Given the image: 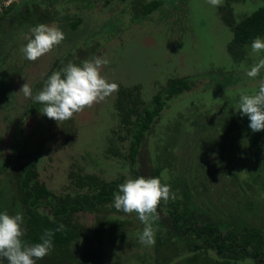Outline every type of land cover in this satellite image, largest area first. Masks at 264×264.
Segmentation results:
<instances>
[{
	"label": "rangeland",
	"instance_id": "obj_1",
	"mask_svg": "<svg viewBox=\"0 0 264 264\" xmlns=\"http://www.w3.org/2000/svg\"><path fill=\"white\" fill-rule=\"evenodd\" d=\"M6 1L0 0V164L5 163L0 169V212L19 213L20 163L30 156L36 158V179L58 200L88 188L92 192L101 181L131 178L125 156L133 115L169 79L187 76L195 88L169 100L143 139L137 155L140 175L161 177L177 199L189 202L186 206L200 223L264 233V142L252 130H230L240 119L239 90L257 91L264 80V70L253 79L240 66L250 69L264 53L255 56L248 45L242 56L230 55L233 31L223 20L222 6L167 0L141 17L135 12L139 5L130 4L135 0ZM262 4L264 0H231L232 17L239 21ZM41 23L59 27L66 38L29 61L21 48L30 29ZM75 46L88 52L94 47L90 60L99 56L110 61L102 75L117 83L119 91L60 124L41 111H28L31 98L21 86L27 82L35 95L55 60L74 53ZM40 211L46 214L49 207ZM157 211L155 245L150 247L139 242L144 225L135 213L125 214L112 204L78 211L72 220L77 235L68 247L72 254L61 264H263L248 256L225 258L205 244L180 240L164 206ZM106 216L124 225L98 227L97 221ZM56 262L45 256L37 264Z\"/></svg>",
	"mask_w": 264,
	"mask_h": 264
},
{
	"label": "trees",
	"instance_id": "obj_2",
	"mask_svg": "<svg viewBox=\"0 0 264 264\" xmlns=\"http://www.w3.org/2000/svg\"><path fill=\"white\" fill-rule=\"evenodd\" d=\"M164 1L167 0H150L144 3H141L140 0H135L130 2V4H138L139 7L135 5V12L143 17L160 8ZM230 1L225 0L221 10L222 12L226 11V15H222L223 20L233 31L232 41L227 46L228 52L232 57L237 58L245 53V48L251 45L255 38L264 34V4L255 7L239 21H235L230 9ZM27 2H34V0H27ZM169 2L173 3V1ZM75 47L76 51L74 53L67 52L55 60L51 70L47 73L46 79L42 82V86H44L45 81L53 71L60 70L68 62L82 65L85 60H90L96 54V51L93 50L94 47L92 49L90 47L89 52L78 46ZM195 86V83L187 76L171 78L164 88L158 90L148 103L133 115L134 119L128 128L127 157L125 156L128 161L131 178L141 176L137 163V155L141 150L143 139L155 118L159 116L167 102L175 95L189 91L195 88ZM121 90H124V88H121ZM38 92H35V94ZM42 108L43 105L35 102L33 99L29 101L26 107L32 113H38ZM238 120L237 123L233 122L230 124L231 131L238 134H242V131H251L249 127L250 121L247 116L240 115V119ZM20 132L16 133V135ZM256 133L262 137L261 140L264 142V130ZM13 146V150L16 153L17 147H19L16 141H14ZM20 156L24 157V154L22 153ZM35 159H32L31 156L23 158L26 163H20L21 170L17 179V185L21 190L19 213L23 215V224L26 228L23 239L29 244L41 242L40 237L45 233V230L51 229L54 232L52 237L53 248L47 256L52 257V259L54 258L57 261L56 263L59 264L69 262L67 259L72 253L68 250V247L77 235V232L73 230L76 227L72 223L73 215L78 211L94 212L100 206L113 205L114 194L119 191L118 185L124 181L121 179L101 181L99 187L95 188L92 192H89L88 188L87 193L82 195L76 194L72 198L66 195V198L61 199L66 201H61L58 200V196L50 193L44 184L36 179L37 175L34 172ZM13 160H16V157L10 159V161ZM4 167L5 163L1 162L0 169ZM187 203L189 202L176 199L175 201L170 200L166 205L161 202L158 207L164 206V210L167 211L170 217V224L175 230L174 235L176 237L180 240L185 239L188 243L205 244L225 258L240 259L248 256L253 258L255 262L261 260L264 264V233L262 229L245 231L233 226L221 229L222 226L216 222L200 223L194 213L186 206ZM41 206L49 207V211H43L46 214L41 213ZM65 223L72 226L67 227ZM97 223L98 227L104 226L110 229H116L124 225V222L120 219L111 216H106L103 220H98ZM61 225H63V228L56 231ZM96 232L99 233V231ZM66 250L69 252H65Z\"/></svg>",
	"mask_w": 264,
	"mask_h": 264
},
{
	"label": "clouds",
	"instance_id": "obj_3",
	"mask_svg": "<svg viewBox=\"0 0 264 264\" xmlns=\"http://www.w3.org/2000/svg\"><path fill=\"white\" fill-rule=\"evenodd\" d=\"M212 7H220L223 0H206ZM31 36H26L27 43L21 52L29 61H36L51 52L65 40L64 32L57 26L38 24L30 29ZM264 53V39L255 38L251 43V54L260 56ZM110 61L104 57L85 60L82 65L68 62L58 71H53L44 83L42 90L33 95L32 87L26 82L20 91L26 98L43 105L41 113L58 124L70 120L77 113L91 108L94 104L105 101L119 91V85L110 82L102 69ZM244 69L249 78H256L264 70V57L258 59L250 69ZM241 116L249 118V127L253 132L264 130V80L257 91L248 93L239 90L238 107ZM163 174V181H167ZM114 194L113 206L125 214L135 213L144 225L139 234V242L145 246L155 245V229L153 223L159 219L157 211L161 202L165 205L178 197L171 186L162 182L161 177L137 176L129 178L120 185ZM123 219V217H121ZM24 218L21 213L10 215L0 212V264H37L38 260L47 256L53 248V230L47 229L40 237L41 242L27 243L23 237ZM63 228L61 225L56 231Z\"/></svg>",
	"mask_w": 264,
	"mask_h": 264
},
{
	"label": "built area",
	"instance_id": "obj_4",
	"mask_svg": "<svg viewBox=\"0 0 264 264\" xmlns=\"http://www.w3.org/2000/svg\"><path fill=\"white\" fill-rule=\"evenodd\" d=\"M15 1H17V0H7L6 3H11V2L13 3Z\"/></svg>",
	"mask_w": 264,
	"mask_h": 264
}]
</instances>
